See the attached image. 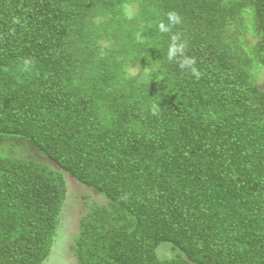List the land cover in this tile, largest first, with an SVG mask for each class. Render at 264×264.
<instances>
[{"label": "trees", "instance_id": "1", "mask_svg": "<svg viewBox=\"0 0 264 264\" xmlns=\"http://www.w3.org/2000/svg\"><path fill=\"white\" fill-rule=\"evenodd\" d=\"M133 1L0 0V136L51 162L0 155V264L44 263L63 173L106 199L76 264H264V0Z\"/></svg>", "mask_w": 264, "mask_h": 264}, {"label": "rangeland", "instance_id": "2", "mask_svg": "<svg viewBox=\"0 0 264 264\" xmlns=\"http://www.w3.org/2000/svg\"><path fill=\"white\" fill-rule=\"evenodd\" d=\"M144 9L146 8L130 0L126 7V16L121 20L124 28L118 27L117 23H114L112 28L123 35L126 33V29L131 31L139 30L145 22L146 12ZM250 20L251 15L247 14L244 19V24L250 23ZM245 37L247 40H250V42L254 39V34L249 27L245 29ZM124 41V44H126L128 48L133 49L131 54L133 58L141 57L133 67L136 72L140 69L148 71L147 66L144 67V65H142L147 58V51L143 50V52H139L135 49L136 47L131 46L129 39H125ZM19 140L18 137L16 138L14 136H0V155L11 154L28 156L42 162H50L44 155L34 151L27 143ZM63 176L67 189L66 195L62 204L59 223L53 237L50 252L43 264H76V258L71 249V245L74 243V237L78 232L80 218L87 212L91 204L106 203V199L103 195L91 188L79 184L67 173H63ZM161 251L167 253L166 250Z\"/></svg>", "mask_w": 264, "mask_h": 264}, {"label": "clouds", "instance_id": "3", "mask_svg": "<svg viewBox=\"0 0 264 264\" xmlns=\"http://www.w3.org/2000/svg\"><path fill=\"white\" fill-rule=\"evenodd\" d=\"M169 21H170V23H178L179 17L175 13H170L169 14ZM159 29L161 32H167L169 30L168 26L165 25L164 23H161L159 25ZM182 54H183V45L176 43L174 40L173 43L170 44V46L168 48V52H167L168 59L172 60L178 56H181ZM194 63H195L194 60L185 57L181 62V67H187L191 70L193 75L199 76V72L196 70L195 67H193ZM127 72L130 75H135L136 70L134 68H129V69H127Z\"/></svg>", "mask_w": 264, "mask_h": 264}]
</instances>
